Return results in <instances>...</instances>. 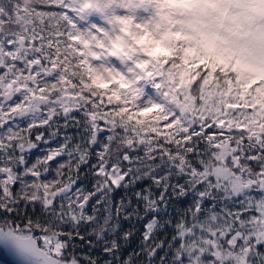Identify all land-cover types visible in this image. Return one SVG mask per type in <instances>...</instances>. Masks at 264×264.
<instances>
[{
    "label": "snow or ice",
    "instance_id": "1",
    "mask_svg": "<svg viewBox=\"0 0 264 264\" xmlns=\"http://www.w3.org/2000/svg\"><path fill=\"white\" fill-rule=\"evenodd\" d=\"M0 251L264 264V0H0Z\"/></svg>",
    "mask_w": 264,
    "mask_h": 264
},
{
    "label": "flooded vegetation",
    "instance_id": "2",
    "mask_svg": "<svg viewBox=\"0 0 264 264\" xmlns=\"http://www.w3.org/2000/svg\"><path fill=\"white\" fill-rule=\"evenodd\" d=\"M0 264H15V258L4 251H0Z\"/></svg>",
    "mask_w": 264,
    "mask_h": 264
}]
</instances>
